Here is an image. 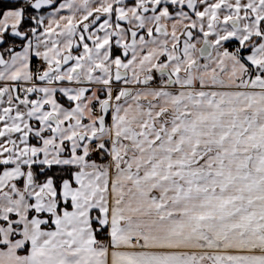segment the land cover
<instances>
[{"label": "snow or ice", "instance_id": "obj_1", "mask_svg": "<svg viewBox=\"0 0 264 264\" xmlns=\"http://www.w3.org/2000/svg\"><path fill=\"white\" fill-rule=\"evenodd\" d=\"M0 264H264V0H0Z\"/></svg>", "mask_w": 264, "mask_h": 264}]
</instances>
